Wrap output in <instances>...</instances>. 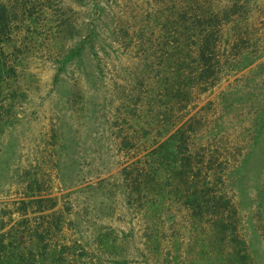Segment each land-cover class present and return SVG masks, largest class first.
Masks as SVG:
<instances>
[{
    "label": "rangeland",
    "instance_id": "rangeland-1",
    "mask_svg": "<svg viewBox=\"0 0 264 264\" xmlns=\"http://www.w3.org/2000/svg\"><path fill=\"white\" fill-rule=\"evenodd\" d=\"M0 5V264H264V0Z\"/></svg>",
    "mask_w": 264,
    "mask_h": 264
},
{
    "label": "trees",
    "instance_id": "trees-1",
    "mask_svg": "<svg viewBox=\"0 0 264 264\" xmlns=\"http://www.w3.org/2000/svg\"><path fill=\"white\" fill-rule=\"evenodd\" d=\"M6 7L5 5H0V32L4 28V24L7 20L8 17H6ZM215 17V16H214ZM206 28L203 35H202V51H207L208 49L212 48L210 42V38L212 37V32H213V25L210 24V26L204 27ZM209 46V47H208ZM203 57V55H202Z\"/></svg>",
    "mask_w": 264,
    "mask_h": 264
}]
</instances>
